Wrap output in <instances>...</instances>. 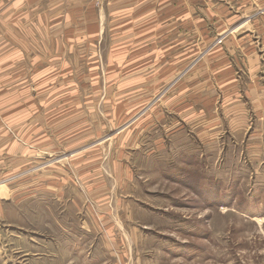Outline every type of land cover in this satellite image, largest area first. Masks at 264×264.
I'll use <instances>...</instances> for the list:
<instances>
[{
	"label": "rangeland",
	"instance_id": "374dc122",
	"mask_svg": "<svg viewBox=\"0 0 264 264\" xmlns=\"http://www.w3.org/2000/svg\"><path fill=\"white\" fill-rule=\"evenodd\" d=\"M77 1L0 0V71L14 82L0 89V202L6 203L1 198L7 188L11 198L21 193V183L36 193L40 166L93 145L83 159L105 189L89 205L104 217L106 242L119 248L99 259L264 264V140H245L247 130L263 125L253 118L231 130L223 123L215 132L212 96L218 92L219 106L222 93L214 88L210 93L206 85L203 98L196 86L198 62L213 49L215 37L221 38L216 50L236 46L244 52L257 45L264 35V0H157L150 5L159 8L156 13L133 11L129 0L124 6L89 0L86 15L74 17L102 25L107 18L108 25L91 29L92 37L81 26L85 21L72 30L65 26L69 22L61 28L52 24L55 5ZM171 13L175 26L168 29ZM238 50L231 61L243 71ZM53 100L60 102L55 123L43 115L54 110ZM181 113L188 125L172 136ZM203 113L206 119L199 121ZM20 197L16 203H22ZM24 207L29 219L27 210L35 208ZM24 207L11 209V220L21 222ZM114 229L116 239L110 236ZM24 230L10 238L14 257L21 246L38 250L33 247L40 233Z\"/></svg>",
	"mask_w": 264,
	"mask_h": 264
},
{
	"label": "crops",
	"instance_id": "0c3cea01",
	"mask_svg": "<svg viewBox=\"0 0 264 264\" xmlns=\"http://www.w3.org/2000/svg\"><path fill=\"white\" fill-rule=\"evenodd\" d=\"M126 1L127 0H114L112 2H118L124 6L127 4ZM130 1L134 2L131 3L134 6L132 9L133 11H136L135 9L141 10V12L155 11L153 13L160 11L156 6L150 7L152 2L156 4L157 0H145V10L144 6L140 4L143 0H129V2ZM80 2L83 4H78ZM88 2L89 0H86V2L85 0H79L68 6L63 3L55 5L53 10L55 9L54 12H57L58 15L53 20L52 24L54 27L61 28L62 22L65 21L69 22L65 24V26H68L69 29L72 30L74 28H79L76 22L85 21L81 26L85 25L87 31L90 29L89 35L91 37L93 36L91 29L102 26L106 28V26H108L106 24L107 18H105V23L102 25V23L98 24L97 22L95 23V21L86 23L85 18L74 17L76 13H80L82 17L86 15V12H88ZM168 6L169 5H165L164 8ZM127 9L129 8L126 6L121 9V11ZM63 12L64 17H62ZM66 12L68 15L65 14ZM143 19L142 17L140 20ZM167 19L168 21L166 24L168 25L166 28H174L175 21L173 19V13L169 14ZM135 21L136 19H133L132 23L137 24ZM248 22L249 19H247L244 24ZM197 23L200 25L201 19H198ZM204 24L203 21L201 26H204ZM155 26H158V24L156 23ZM54 38L55 41L56 39L60 40V37L54 36ZM258 38H256L257 45L254 43L252 46H247V50L242 52L239 51L236 46H224L219 48L221 50H216V42H219L221 38L215 41V37L212 42L213 46H215L210 52L204 53V57L198 62L197 67L198 80L196 86H198L199 91L204 90L203 98H206L207 92L205 94L204 92L207 86L209 87V92L211 88H214L215 91L218 90L222 93L219 106L216 105V94L218 92H215L212 96V98L215 99V105H211L213 107V127L215 132L217 129L221 130L220 125L223 123L228 124L229 130H231V126L237 127V124H246L248 123L246 120L250 121L253 118L254 122L259 123L258 125H263L262 128L257 129L255 126L247 131L244 130L246 131L245 140L247 144L248 142L252 143L254 138L261 141L264 140V35H259ZM238 46H241V44H238ZM231 47L233 50H230ZM236 48L240 53V59L237 65L238 68L244 66L243 71L236 70L235 68L237 67L234 66L235 63L231 61L233 56L237 54ZM228 60H230V62H228ZM187 72L188 69L184 75ZM203 72L204 74L202 75ZM8 76L9 72L2 73L0 71V89H6L14 85L13 81L10 82L8 80ZM174 84L173 81L168 88L172 87ZM202 86L204 89H201ZM51 105L54 110L45 109L43 115L45 116L47 113L48 117L52 118L53 123H55L56 118H58V120L61 118L59 111L55 110L56 107L60 106V102L53 100L49 103V107ZM177 117L176 123L179 126H177L175 130H172V136L176 134L182 135L183 130L189 122L187 119H184L182 113ZM204 119H206L204 113L198 116L199 121ZM198 125V133H200L202 127H200V123ZM124 128L125 127L119 129L118 132H121ZM240 131L241 130H239V132ZM256 133L260 134V136L255 135ZM219 135L222 136V133L220 132ZM110 137L111 136H108L103 140H108ZM92 146L93 145L81 147L79 150L73 151V153L64 156L62 159L59 158L51 161L49 164L45 163L40 166L38 168L39 172L36 180V193L31 192V188H27L21 183L20 187L23 188V191L21 193H19L20 190H17L16 193L14 191L13 194L15 196L11 198L9 188L6 189L7 197L1 198L2 200H6V203L2 204L0 202V222H4L1 229H7L2 231V234L0 233V235L3 236V239L0 240V264H110L111 261L109 259L102 260L99 258H108L104 253H117L119 248L114 244H108L106 242V237L103 235V231H101L102 223L100 218L103 216L99 214V211H94L93 206H91L92 204L89 205L92 202L88 201V199H92L91 201L101 200L102 195H104L102 192L105 189V183H103L100 178H95L96 175L91 174L93 172V165L89 163L87 159H83V156H89L88 149ZM69 158H72V160L68 164L58 163ZM100 172L101 171H99V173ZM2 186L3 185L0 184V194L2 193ZM26 188L27 190H24ZM16 195L21 196V204L15 202ZM30 204L34 206L35 210L33 208L28 209L29 219H26V210L24 206H29ZM20 205L24 207L21 222L11 220L13 219V217H10L11 209L14 207L18 209ZM34 215H36L37 221L30 226L31 219H33V221L35 220ZM37 226L38 228H34ZM24 229L40 233L38 234L40 240L37 245L33 247L34 249L38 248V250L33 252L31 248L23 249L24 247L21 246L19 249L20 256L14 257V255L10 253V250H15V245L13 243L15 240H12L10 243V238L15 237L14 233L16 231L26 232ZM113 231L114 233H110V236L116 239L118 231L116 229ZM42 237H44V239ZM20 244L24 245V243ZM98 251L101 253L97 254ZM83 253H86L84 258L82 257ZM112 264H117V262H113ZM118 264L124 263L119 261Z\"/></svg>",
	"mask_w": 264,
	"mask_h": 264
},
{
	"label": "bare ground",
	"instance_id": "6f19581e",
	"mask_svg": "<svg viewBox=\"0 0 264 264\" xmlns=\"http://www.w3.org/2000/svg\"><path fill=\"white\" fill-rule=\"evenodd\" d=\"M242 23V22H241Z\"/></svg>",
	"mask_w": 264,
	"mask_h": 264
}]
</instances>
